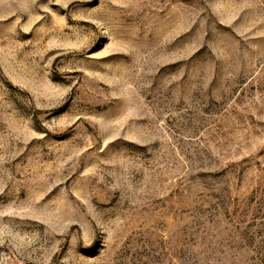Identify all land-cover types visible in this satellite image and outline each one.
Listing matches in <instances>:
<instances>
[{
	"label": "rangeland",
	"instance_id": "obj_1",
	"mask_svg": "<svg viewBox=\"0 0 264 264\" xmlns=\"http://www.w3.org/2000/svg\"><path fill=\"white\" fill-rule=\"evenodd\" d=\"M0 264H264V0H0Z\"/></svg>",
	"mask_w": 264,
	"mask_h": 264
}]
</instances>
